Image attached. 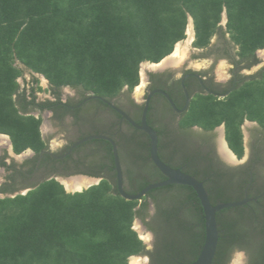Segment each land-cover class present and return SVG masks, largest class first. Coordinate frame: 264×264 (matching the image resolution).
<instances>
[{
	"label": "trees",
	"instance_id": "obj_1",
	"mask_svg": "<svg viewBox=\"0 0 264 264\" xmlns=\"http://www.w3.org/2000/svg\"><path fill=\"white\" fill-rule=\"evenodd\" d=\"M223 12L224 30L219 26ZM188 19L196 47H205L217 32L229 34L239 56L251 57L252 65L258 63L254 51L264 48V0H0V134L9 137L12 152L38 153L45 145L41 117L27 110L34 101L37 79H32L26 94L17 83L24 71L43 76L54 95L70 87L109 99L125 87L132 91L138 85L143 63H158L172 53L175 44L185 39ZM262 80L264 72L260 80L247 83L237 93ZM263 100L264 96L255 105L239 101L241 108L230 119L221 107L229 105L230 99L225 103L210 100L203 103L211 109L205 110L203 122L193 115L188 120L204 129L224 122L230 146L241 156L239 127L248 120L264 128ZM105 152L112 164L110 146ZM4 166L1 160L0 167ZM124 174L126 179L131 177L130 171ZM163 179L154 169L125 191L136 194ZM15 191L0 188L2 195ZM148 199L155 205V221L161 223L154 228L161 240L157 248L165 252L179 244L183 250L179 260L192 263L204 236L195 192L171 185L149 192L140 201H126L116 191L113 170L80 193H66L50 179L24 195L0 199V264H128L129 258L143 253L144 245L132 224L135 218L147 216ZM233 217L218 216L220 233L213 264H229L234 251L246 249L236 240ZM159 261L175 264L164 257Z\"/></svg>",
	"mask_w": 264,
	"mask_h": 264
},
{
	"label": "flooded vegetation",
	"instance_id": "obj_2",
	"mask_svg": "<svg viewBox=\"0 0 264 264\" xmlns=\"http://www.w3.org/2000/svg\"><path fill=\"white\" fill-rule=\"evenodd\" d=\"M193 34V39L183 47L182 55L173 54V49L160 62L145 67L134 87L140 91L138 96L125 87L112 98L100 97L107 101L106 104L99 99L88 100L92 94L81 88L69 89L73 95L62 89L54 95L49 90L41 102L34 93L33 104L27 110L30 114L36 111L40 117L47 118L44 126L40 125L44 148L38 153L26 150L16 155L12 152L14 156L21 155L17 164L14 162L16 158L10 157L9 137L2 140L0 136V161L5 163L0 168L6 174L0 188H15L14 193L18 194L28 192L46 180L70 177H76L73 180L78 181L98 179L100 183L114 170L113 158L112 165L105 152L108 146L111 149L109 142L90 140L65 155L72 145L90 136H105L116 144L124 189L131 188L137 178L149 177L156 167L149 158L148 135L133 127L115 110L122 111L137 125L141 124L143 111L147 110L146 124L157 134L161 161L200 181L212 204L248 199L242 206L226 209L233 211L231 217L234 216L238 228L236 240L246 248L234 252L244 257L245 264H264V128L255 121L242 122L239 127L242 155L238 156L227 139L224 122L204 129L188 120L193 110L199 109L203 103L210 100L225 103L247 83L260 80L264 67L260 65L259 50L254 51L258 63L252 65L251 57L239 56V48L229 34L217 32L201 48L194 45V29ZM54 139L60 142V145L55 144L56 150L51 149ZM102 163L104 166L99 168ZM148 164L151 169L147 168ZM140 165H144L143 169L139 168ZM127 171H130L129 179L124 174ZM135 210L139 211V207ZM225 214L219 212L217 220L218 216ZM155 216V205L148 199L147 216L135 220L150 241L148 245L142 242L143 253L133 257L144 258L141 264H161V257L175 264H190L179 260L180 253H183L179 244L165 252L157 248L161 240L154 228L161 223L155 221Z\"/></svg>",
	"mask_w": 264,
	"mask_h": 264
},
{
	"label": "water",
	"instance_id": "obj_3",
	"mask_svg": "<svg viewBox=\"0 0 264 264\" xmlns=\"http://www.w3.org/2000/svg\"><path fill=\"white\" fill-rule=\"evenodd\" d=\"M191 21H192L191 19H188V24H187L186 32H185V34H187V38L185 40L175 44L173 54L179 55V56L182 55L183 53L181 54V51L183 50V47H185L186 42L193 39V28H192L193 24ZM220 22H221L220 24H223V25L225 24V22H226L225 12L222 13ZM258 58L260 59V62H261L260 65L264 67V49L258 51ZM150 66L151 65H149V63H143L142 64V67H140V70H139V78H140V75H142L144 73L145 67H150ZM32 79H37V84L35 86H33L35 89L34 93H35L38 101L41 102L44 100L45 96L48 95V91H49V85L47 84V82L45 81V79L42 76L37 75V74H25L22 77L17 79V83L20 86V90H26V92H29V90L32 86L31 85ZM69 89H71V88L70 87L62 88L63 91H65L67 93L69 92L70 95H73L71 90H69ZM138 94H140V91L137 88L134 89L133 95L138 96ZM162 94H164V93H162ZM165 96L170 101L169 97L167 95H165ZM90 99H99L102 102L108 104L107 101H105L104 99H102L96 95L89 96L88 100H90ZM170 103H172V102L170 101ZM115 111L117 113H119L122 116V118L127 120L133 127L144 131L148 135L149 141H150L149 142V158L152 161V163L154 164V166L156 167V169L163 176V178H164L163 180L148 184L146 187H144L142 190H140L136 194L127 193L124 189L123 174H122V170H121V166H120V162H119V158H118V152H117L116 144L110 138L105 137V136H90V137L84 138V139L78 141L77 143H75L74 145H72L70 147V149L65 153V155H68L74 148H76L77 146H79V145H81L87 141H90V140L100 139V140H104V141L109 142L111 144V153H112V158H113V163H114L116 191L119 194V196L126 201H140L149 192L156 190V189H159V188L171 186V185L185 186V187L191 188L195 192L196 197H197V199L201 205V208H202L203 221H204V236H203V243H202V246H201V248L197 254V257L190 264H213V261H214L215 255H216L218 240H219V233H220L219 228H218V223H217V214L223 210H226V209L242 206V205L246 204L248 199H245L243 201H238V202H227V203L218 202L216 204H212L208 198L207 192L205 191V189L203 187V184L200 181H198L197 179H195L194 177H192L188 174L183 173L179 169L171 168L170 166L165 164L163 161H161V159L158 156L157 134L153 129H151L146 124V112H147V110L143 111L140 125H137L136 123H134L122 111L117 110V109ZM32 115L36 117L37 116L36 111ZM46 121H47L46 117L42 118L43 126L46 123ZM51 132L53 133L54 131H51ZM0 136H1L2 140H6V137H7L6 135L0 134ZM55 144L60 145V142L57 139H54L52 144H51L52 150L57 149V146H55ZM8 148H9V151L11 154L10 157L12 156L11 158H16L17 161H14V162H17V164H19V162L21 160L20 159L21 155L14 156L11 152V145L10 144L8 145ZM5 175H6L5 171L0 168V184L3 182V178L5 177ZM74 178H76V177H70L68 179H60L57 181L59 183H61L67 191L71 192V194L80 193V192L84 191L83 189L86 190V189H88V187L93 186L99 182L98 179L89 180L87 178H83L85 180L78 181V180H73ZM77 178H80V177H77ZM23 192L27 193V191H21L19 194H21ZM16 194L17 193H14L12 195H0V199L7 197V196L13 197ZM231 215H232V212L229 211L223 217H224V219H226L227 217H229ZM132 228L137 233V236L139 237V239L144 244L148 245L150 238H149L148 234L143 229L140 228L139 222L137 220H134V222L132 224ZM147 247H149V246H147ZM142 261H145V259L144 258L131 257L128 260V264H141ZM229 264H245L244 257H242L241 254L234 252L232 254V257H231Z\"/></svg>",
	"mask_w": 264,
	"mask_h": 264
},
{
	"label": "rangeland",
	"instance_id": "obj_4",
	"mask_svg": "<svg viewBox=\"0 0 264 264\" xmlns=\"http://www.w3.org/2000/svg\"><path fill=\"white\" fill-rule=\"evenodd\" d=\"M225 16H226V14H225ZM192 22V21H191ZM225 24H226V22H225ZM225 24H224V26H225ZM192 28H193V26H192ZM193 36H194V34H193ZM187 38V34H185V39ZM184 39V40H185ZM183 41V40H182ZM262 49H264V48H262ZM262 49H258V50H262ZM15 67H18L19 69L20 68H22L18 63H15ZM25 74H32V73H30V72H26V71H24L23 73H22V75H20L19 76V78L20 77H22L23 75H25ZM38 75V74H37ZM41 76V75H40ZM43 77V76H42ZM44 78V77H43ZM259 78V77H258ZM45 79V78H44ZM46 81V80H45ZM47 82V81H46ZM47 84H48V82H47ZM49 85V84H48ZM262 88H264V81L262 80V81H260L259 83L257 82V83H253V84H250L248 87H247V89L248 90H244V91H240L239 93H237V92H235L234 94V96L232 97V95H231V97H230V103H229V105H225V106H222L221 105V107H224L223 109L221 108V107H218V106H216L215 107V109L217 108L218 110H227L226 112H228V113H224V115H225V117L226 118H228V119H230V118H234V116H235V113L233 112L234 110H240V108H241V103L239 102V101H244V102H247V103H249V104H253V105H255L256 104V100L258 99L259 101L261 100V98L264 96V91H262V90H259V89H262ZM255 89V90H254ZM133 90H134V88H133ZM133 90H132V93H133ZM237 93V94H236ZM243 93H245V95H242ZM241 98H243V99H241ZM241 99V100H240ZM262 103H264V100L262 101ZM202 110H204V111H202ZM205 110H211V109H208V108H206V106L205 105H203V106H201L199 109H197V110H193V112H192V115L194 116V119L195 120H197V121H200V122H203L204 120H205ZM229 110V111H228ZM231 110V111H230ZM250 110H255V109H253V108H250ZM258 110V109H257ZM260 110H262V109H260ZM37 113V116H36V118H38V117H40V115L38 114V112H36ZM41 119H42V117H41ZM11 152H12V150H11ZM58 182V181H57ZM59 183V182H58ZM62 187H63V189L65 190V192L67 193V192H69V191H67L65 188H64V186L61 184V183H59ZM98 184V183H97ZM97 184H95V185H97ZM94 186V185H93ZM91 187V186H90ZM89 188V187H88ZM83 190H85V189H83ZM22 195H24L25 194V192H23V193H21ZM71 194V193H70ZM1 199H3V198H1ZM139 238V237H138Z\"/></svg>",
	"mask_w": 264,
	"mask_h": 264
},
{
	"label": "bare ground",
	"instance_id": "obj_5",
	"mask_svg": "<svg viewBox=\"0 0 264 264\" xmlns=\"http://www.w3.org/2000/svg\"><path fill=\"white\" fill-rule=\"evenodd\" d=\"M68 193H71V192H68Z\"/></svg>",
	"mask_w": 264,
	"mask_h": 264
}]
</instances>
